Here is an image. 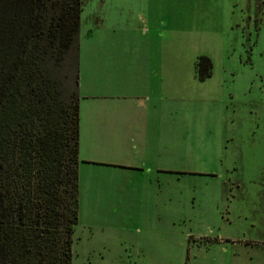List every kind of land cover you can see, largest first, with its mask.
I'll use <instances>...</instances> for the list:
<instances>
[{
    "label": "rangeland",
    "instance_id": "obj_1",
    "mask_svg": "<svg viewBox=\"0 0 264 264\" xmlns=\"http://www.w3.org/2000/svg\"><path fill=\"white\" fill-rule=\"evenodd\" d=\"M89 30L118 48L147 32L165 52L170 146L81 163L72 264H184L187 245L196 253L189 235L264 237V0H81L82 44ZM77 55L73 46L72 82ZM199 55L212 62L202 80ZM139 156L146 176L99 164Z\"/></svg>",
    "mask_w": 264,
    "mask_h": 264
},
{
    "label": "trees",
    "instance_id": "obj_2",
    "mask_svg": "<svg viewBox=\"0 0 264 264\" xmlns=\"http://www.w3.org/2000/svg\"><path fill=\"white\" fill-rule=\"evenodd\" d=\"M80 10L81 0H0V264H72L78 55L73 82L66 61ZM196 67L210 76L211 59Z\"/></svg>",
    "mask_w": 264,
    "mask_h": 264
},
{
    "label": "crops",
    "instance_id": "obj_3",
    "mask_svg": "<svg viewBox=\"0 0 264 264\" xmlns=\"http://www.w3.org/2000/svg\"><path fill=\"white\" fill-rule=\"evenodd\" d=\"M115 37L89 30L84 44L78 39V175L81 163L101 160L94 157L97 153L134 150L141 156L154 144L164 152L170 146L166 111L173 65L166 63L165 52L158 53L147 32L135 36L132 48L126 40L118 48ZM194 68L198 78L196 61ZM140 156L135 161L103 159L99 164L146 176ZM244 232L248 233L187 236L196 253L187 245L184 264H192L191 252L202 256L203 264H264V237H248Z\"/></svg>",
    "mask_w": 264,
    "mask_h": 264
}]
</instances>
